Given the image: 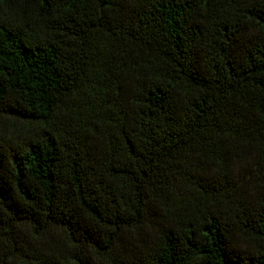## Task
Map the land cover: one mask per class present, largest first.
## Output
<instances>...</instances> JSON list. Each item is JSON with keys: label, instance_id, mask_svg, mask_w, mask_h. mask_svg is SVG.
<instances>
[{"label": "trees", "instance_id": "16d2710c", "mask_svg": "<svg viewBox=\"0 0 264 264\" xmlns=\"http://www.w3.org/2000/svg\"><path fill=\"white\" fill-rule=\"evenodd\" d=\"M0 264H264V0H0Z\"/></svg>", "mask_w": 264, "mask_h": 264}]
</instances>
